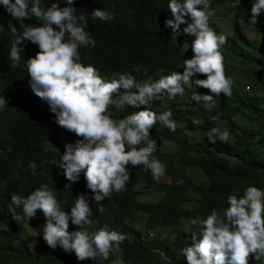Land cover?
I'll list each match as a JSON object with an SVG mask.
<instances>
[{
  "label": "clouds",
  "instance_id": "9594fccd",
  "mask_svg": "<svg viewBox=\"0 0 264 264\" xmlns=\"http://www.w3.org/2000/svg\"><path fill=\"white\" fill-rule=\"evenodd\" d=\"M49 2L51 6L45 10L41 8V0H0V30L3 29L1 20L7 21L12 39L15 37L9 53L10 67H20L24 81H29L34 95L47 103L59 127H54L55 123L45 117L43 106L39 103L31 104L30 111L45 121V125L40 127V120L33 122L24 116V113L28 114L27 104L16 110H4L2 114H12L36 137V142H17L20 153L29 148L35 156H40L43 152L55 150L64 134L73 133L79 137L74 145L65 144L64 153L53 163L60 168L56 174L64 180L60 179L67 191L83 173L86 188L91 194L80 193L77 189L72 194L73 199L66 204L71 209L67 210L63 204L67 212L61 209V203L46 184L26 198L8 194L5 201L9 200L10 212L4 218L0 216V254L1 257L8 256L5 264L93 263L88 260L98 264L105 260L108 264H118V253H114L126 237L108 230L106 226L94 231L91 227V205H97L99 213L107 210V205H103L105 197L124 191L130 180L129 164L142 166L145 172H151L153 180H159L165 173V165L152 159L157 142L150 138V130L157 121L171 132L176 130V125L171 110L157 115L147 108L117 121L108 113L109 105L140 107L153 101H171L184 95V85L190 84L211 93L202 95L194 91L191 100L202 104L205 109L213 108L220 94L232 95L233 81L225 74L221 52L227 38L216 33L225 34L217 25L218 17H214L215 8L210 5V0H169L167 7L172 19L165 21V27L171 28L173 33H180L181 25L186 24L183 34L194 37L190 45L193 55L183 60V73L173 71L154 81L149 78L144 82H138L129 73H122L118 79H113V76L112 80L105 81L108 77L102 70L82 59V49L94 47L98 35L97 31L85 30L90 15L84 11L83 5L75 9L74 0ZM62 2L67 6L59 7ZM237 3V0H219L222 4L218 10L219 20L227 32L232 27L226 11ZM250 11L251 19L249 16L242 21L240 29L247 39L259 40L254 27L259 24L257 17L264 13V0H252ZM33 17L36 20H29ZM91 17L102 21V40L105 39V44L118 30L128 29L127 17H124L119 29L115 30L117 15L113 9H95ZM28 21L32 22L31 26L25 25ZM106 23H109L107 31ZM24 40L27 45L22 53V48L17 45ZM21 57L23 65H18ZM134 71L140 72L141 69L137 67ZM147 72L146 68L143 69L145 76ZM113 73L110 71L109 74ZM194 75H202L206 79L192 81L190 78ZM121 89L124 94L113 101L112 95ZM5 107L6 100L0 95V111ZM117 115L124 114L117 111ZM193 123L199 121L193 120ZM52 135L56 136L55 142L49 140ZM40 136L46 137L50 143H40ZM229 137L230 133L219 127H213L207 134L211 145H216L218 140L226 142ZM142 144L146 146L141 147ZM227 205L222 214L212 210L206 218L192 219L186 226L199 229L190 234L191 246L182 250L187 264H248L252 257L256 261L264 258V190L249 186L240 198L229 195ZM37 210L45 217V224L39 222V233L29 230L31 219L35 215L39 218ZM69 224L77 226L78 230L69 233ZM28 231L35 236L34 239L28 238L31 234ZM153 236L151 230H144L140 240L149 241ZM57 246L61 249H55ZM69 252L74 253L76 258Z\"/></svg>",
  "mask_w": 264,
  "mask_h": 264
},
{
  "label": "trees",
  "instance_id": "16d2710c",
  "mask_svg": "<svg viewBox=\"0 0 264 264\" xmlns=\"http://www.w3.org/2000/svg\"><path fill=\"white\" fill-rule=\"evenodd\" d=\"M168 2L169 0H74L75 9L76 6L83 5L84 11L90 15L85 30L89 28L90 32H98L95 46L82 49L83 61L102 70L104 76L108 77L105 81L112 80L113 76V79H118L122 73L135 76L138 82L149 78L154 81L173 71L182 74L183 60L192 58L190 45L194 38L183 34L186 24L181 25L180 33H173L171 28L165 27V21L172 19ZM237 2L236 6L229 7L226 11L231 31L225 34L216 31L218 35L222 34L227 38L221 52L225 74L233 81L231 96L220 94L215 106L205 109L202 104L192 101L191 96L194 91L202 95L211 93L207 89L186 84L184 95L171 101H153L140 107L129 106L131 114L146 108L157 115L171 110L176 130L169 131L159 121L150 130V138L157 142V150L152 159L165 165V173L159 180H153L151 172H145L142 166L129 164L127 170L130 180L124 191L113 192L111 197H105L103 205H107V210L99 213L97 205H91V227L94 231L106 226L108 230L126 237L119 250L115 251L119 257L118 264H187L182 250L191 246L190 234L199 229L194 230L192 226L187 227L191 232L187 229L185 231V223L189 225L192 219H204L212 210L222 214L228 206L227 197L234 195L240 198L249 186L264 190V13L257 17L259 24L254 27L258 36H263V40H249L240 28L242 21L249 16L251 19L252 0ZM212 4L215 8L214 17H219L218 10L222 4H219V0H210V5ZM50 6L49 0H41V8L46 10ZM66 6L62 2L59 7ZM95 9H113L116 12L115 30L119 29L122 19L127 17L128 29L118 30L105 44V39L102 40V21L91 17V12ZM29 20L36 19L33 17ZM1 24L0 95L6 100V107L0 111V216L4 218L10 212L9 200L5 201L8 194L26 198L42 184L48 186L61 203V209H65L64 206L67 207L66 204L73 199L72 194L77 189L80 193L91 194L86 188L83 173L71 190L67 191L60 180L62 177L56 174L60 168L53 163L64 153L65 144L74 145L80 138L73 133L64 134L55 150L43 152L40 156H35L29 148L19 152L17 142H36V137L12 114H2L4 110H16L27 104L28 114L24 113V116L33 122L40 120L39 127L45 125V121L30 111L31 104H41L43 113L50 122H54L55 117L47 103L31 91L29 81H24L20 67H10L12 61L9 53L15 37L13 40L7 21L1 20ZM108 24L106 23V31ZM25 25L31 26L32 22L28 21ZM26 45L24 40L17 47L22 48L24 53ZM23 62L21 57L18 65H23ZM137 67L141 69L140 72L134 71ZM145 68L148 70L147 76L143 74ZM110 71L114 73L109 74ZM190 79L194 81L206 77L194 75ZM123 94L124 90H119L112 95V100L116 101ZM213 98L217 99L215 96ZM112 105H109L108 113L115 120L117 111ZM122 116L124 118L126 115ZM193 120L199 123H193ZM54 127L59 126L55 123ZM213 127L226 129L230 133L229 139L226 142L218 140L216 145H211L207 134ZM49 140L55 142L56 136L52 135ZM49 140L40 136V143H50ZM143 146L146 145L142 144L141 147ZM189 171H197L201 179L195 180ZM149 194L158 195L159 198L156 201L142 199ZM93 203L95 204L94 201ZM70 209L67 207V210ZM36 214L39 218L35 215L36 220L31 219L29 230L39 233V222L45 224V217L40 210ZM11 223L14 224V220ZM77 230V226L69 224V233ZM144 230L154 231L156 235L153 234L149 241H141ZM172 235L174 236L171 238ZM34 237L32 233L28 236L29 239ZM55 249L61 248L57 246ZM58 255L66 257L60 253ZM69 255L75 257L74 253L69 252ZM7 259L8 256L1 257L0 254V264H5ZM88 261L98 264L97 261ZM67 264L73 263L67 261ZM101 264H108L107 260ZM248 264H264V258L256 261L252 257Z\"/></svg>",
  "mask_w": 264,
  "mask_h": 264
},
{
  "label": "rangeland",
  "instance_id": "374dc122",
  "mask_svg": "<svg viewBox=\"0 0 264 264\" xmlns=\"http://www.w3.org/2000/svg\"><path fill=\"white\" fill-rule=\"evenodd\" d=\"M219 18H220V17H218V18H217L218 20H216L218 27L220 28V30H221L222 32L227 33V28L223 26V23H221V21L219 20ZM245 30L250 31V32H253V31L248 30V29H245ZM253 33H254V32H253ZM262 37H263V36H260V37H259V40L262 39ZM191 38H194V37H191ZM245 90H246V89H245ZM113 105L115 106V104H113ZM113 105H112V106H113ZM116 106H118V105H116ZM116 106H115V108H114L116 111L123 112V114H125V115H129V114H131V113L129 112V111H130V107H129L128 105H124L123 107H122V106H118L117 108H116ZM122 117H123V116H121V115H117V113H116V119H115V120L118 121L119 119H122ZM189 174H190V176L193 177L195 180H200V179H201V175H200V173H198L197 171H189ZM147 191H148V190H147ZM147 191H146V192H147ZM149 193H150V192H149ZM158 198H159L158 195L149 194L148 196H146V197H144V198H142V199H144L145 201H156ZM140 224L142 225V223H140ZM187 225H188V223H185V226H184L185 231H186V229H187V227H186ZM139 226H140V225H139ZM140 228H141V227H140ZM193 229L196 230L197 227L194 226ZM187 231H188V232H191L190 229H187ZM152 232H153L154 235H156V233H155L154 231H152ZM173 236H174V235H172L171 238H172ZM114 254L116 255L117 253L115 252ZM110 259H112V258H110ZM112 260H114V259H112Z\"/></svg>",
  "mask_w": 264,
  "mask_h": 264
}]
</instances>
